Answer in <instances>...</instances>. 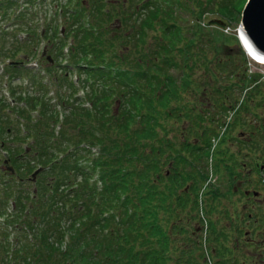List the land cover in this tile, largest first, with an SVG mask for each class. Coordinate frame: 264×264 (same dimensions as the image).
<instances>
[{"label":"trees","instance_id":"obj_1","mask_svg":"<svg viewBox=\"0 0 264 264\" xmlns=\"http://www.w3.org/2000/svg\"><path fill=\"white\" fill-rule=\"evenodd\" d=\"M242 1L210 0L205 8L196 6L203 0H122L121 4L114 0L111 3L90 0L89 8L82 2L77 4L80 14L74 21L79 35L74 39L71 55L74 60L89 59L90 66L86 69L92 78L89 93L92 108L86 110L70 105L63 108L62 114V110H54L42 96H32L30 102L31 107L41 103L37 117H33L32 109L17 108V114L27 122L25 137H32L34 141L30 148L37 156L32 160L51 166L42 175L43 181L34 193L13 180L12 185L1 184L0 264H169L171 258L165 255L169 251V239L165 235L168 229L177 231L180 226L177 222L166 227L167 216L172 211L173 215L178 212L175 215L178 219L180 212L190 208L191 200L189 194L177 192L182 183L178 179L174 181L173 177L180 176L187 185L191 175L184 172V163L203 161L207 167L210 138L217 133L213 127L204 126V122L214 120L210 110L205 108L204 113L198 114L195 129H189L196 130L199 141H204V145L208 143V147L202 149L201 144L191 142L190 132L184 128H180L182 139L175 141L170 135L169 118L181 124L192 119L194 113L184 116L180 106L169 115L165 111L163 115L160 113V108L166 107L170 98L183 100V90L194 82L193 72L202 66L209 70L215 59L214 52L218 51L215 45L212 52L205 50L206 34L198 23L194 30L187 32V37L183 36L191 26L185 13L191 12L197 20L207 11H218L225 20L237 22ZM123 6L137 12V16L126 14L124 18L111 14ZM111 19L117 20L112 27ZM129 28L140 43H147L148 33L155 37L154 41L153 36L149 39L147 52L138 50L135 43L141 63L128 55L131 47L127 44L126 54L118 52V36ZM230 40L231 37L220 33L211 38L221 46L229 44ZM196 45L200 46L199 51L191 50ZM171 49L181 54L188 76L184 81L177 82L180 76H171L168 62ZM128 58H132L131 65L127 63ZM218 64L223 66V63ZM174 66L183 74L182 65ZM231 68L232 65L224 68L227 85L212 89L213 92L251 88L256 77L249 78L240 69ZM260 85L254 87L260 88ZM17 95L23 99L19 90ZM112 101L118 106L114 110ZM60 119L62 124L57 137L61 136V141L54 145L51 143ZM5 122L7 119L0 116V126L4 128ZM85 126H90V130H85ZM76 127L82 132L79 137L70 135ZM16 135H20L19 131ZM82 143L98 146L100 152L93 154ZM72 145L84 151L85 156L73 158L75 152L67 151ZM50 146L64 156L53 158L56 153L50 151ZM5 148L11 157L20 153L19 147L6 145ZM29 162L18 169L20 176L35 167ZM170 162L172 165L166 170ZM58 164L60 172L56 173ZM72 171L74 181L68 178L73 175ZM96 173L98 179L90 182ZM49 175L53 176L51 182L46 180ZM66 187L75 189L65 195ZM80 196L83 210L75 206ZM10 198H13L14 210L12 215L5 216ZM169 203H173L174 208ZM102 224L106 228L100 230ZM10 226L14 229L10 230ZM154 239L157 246L153 248ZM174 264H181V260Z\"/></svg>","mask_w":264,"mask_h":264},{"label":"rangeland","instance_id":"obj_2","mask_svg":"<svg viewBox=\"0 0 264 264\" xmlns=\"http://www.w3.org/2000/svg\"><path fill=\"white\" fill-rule=\"evenodd\" d=\"M2 1H4V0H2ZM43 1H44L45 4H47V3L49 4L50 3L49 0H43ZM107 1L109 3L113 2V0H107ZM114 1H118L117 3L120 2V4L122 2V0H120V1L119 0H114ZM207 1H210V0H203L202 4H199V3H196V2L195 3H196V6L198 8H200L201 6L205 8L206 6H208V3H206ZM226 1L231 3L234 0H226ZM247 1L248 0H243L242 1L243 4H242L241 11L243 10V7H245ZM81 2H84L85 5L87 6V8H89L90 5H91L90 0H71L70 1V5L72 6L74 3L78 4V3H81ZM27 7L29 9L30 8L33 9V11H35L36 9H40L38 4H36V8H34L33 5L32 6L28 5ZM48 8L51 10L50 6ZM209 10H211V8ZM131 11L132 10L130 8L123 6L122 8H118L117 7L116 12L115 11L114 12L116 13V15H126V14H130ZM208 13H209V15L206 16L205 18L204 17H202L201 19L197 18V20L195 18L196 15H194V14L191 15V12L185 13L186 16L189 17V19H187V20H189L188 22H189V24L191 26H190V28L186 29L187 31H186L185 34H183V36L187 37V32L194 30L195 27H196L195 24L198 23V24H200L202 26L203 33L206 34V42L208 44L206 45L205 50L208 53H210L213 50L212 49L213 45H215L216 48H218V51L214 52L215 59H214V61L212 63H210V69L207 70L206 68H203V66H202L201 68H197L196 71L193 72V75H191L193 81L196 80L197 84H199V86H198L199 92L191 91V93H190L187 90L185 93H186L187 96H189V99H191V98L194 99V104L193 105L196 107V109L200 110V109L206 107V108L210 109V111L213 110L214 113H216V112H218V110H220L218 105L221 104L223 99L226 102L239 100V98L242 96V91H244L243 89H238L237 88L235 90H229V91H226V90L222 91V92L218 91V93L213 92L212 89H215V88H218V87H221V86L224 87L225 85H227V81H226L227 73L224 71V68L230 67L232 65V68H231L232 70L237 71V70L240 69L241 73H247L248 71H247L246 67L248 66V63H247V60H246L245 56L243 55V52L241 51V49L238 46V41L235 39L236 33H237V28L239 27V23H240L241 18L237 22H234L232 20L228 21V20H225L224 18H222V15L220 13H218V11H216L215 13H212V12H208ZM130 16L133 17V16H136V15L133 14V15H130ZM132 17H131V20H132ZM219 19H223L224 21H227L228 23L226 25H221V24H219ZM0 22H2L3 25H5V24L8 25V20H6V19L0 18ZM116 22H117V20L115 21V19H111L110 20V26L112 27V23L115 24ZM227 25H229L231 29H228ZM7 27H5V28H7ZM12 32H13V30L7 31L6 39H4V41H2V40L0 41V49L3 46V50H4L5 53L8 52V51H9V53H12L13 50H14V47L11 45L12 40H13ZM71 33H72L73 37L75 38V29L72 30ZM216 33H220L221 35H224V36H227V37H231L230 43L229 44H223L221 46L219 43L216 44V43H214V41H211L212 35H215ZM78 35L76 34L77 38H78ZM128 35H130V34H124V37L122 39H120L122 45L121 44L119 45V49H118L119 52H124V50H125L122 47L123 43L129 45V47H131V51H136L135 49L139 46L140 43L136 42L135 40H132V38L131 39H127ZM131 36L133 37V35H131ZM121 37H122V35H121ZM118 38H119V36H118ZM154 39H155V37L153 36L152 41H154ZM135 43H137L138 46L135 45ZM148 43L149 42L145 43V46L149 45ZM199 48H200V46L198 47L196 45V46L192 47L191 50H198L199 51ZM147 49L148 48L144 47L143 51L147 52ZM201 50H203L202 47H201ZM242 59H243V61H242ZM217 60H218V63H223L222 67H219V64L216 62ZM131 61H132V58H128L127 59V63L129 65H131ZM240 61H242V62L240 63ZM43 65L44 66L47 65V62L44 61ZM233 65H237L239 68L233 67ZM2 67H3V65H0V73L3 72ZM252 69H255V65L252 66ZM260 69H264V68L260 67ZM59 73L61 75L60 71H59ZM212 73L214 74L215 78H213ZM175 75H178V73L175 72ZM181 76H182V74L180 75V78H178L177 82H180L181 80L186 78V77H181ZM75 77H78V74ZM9 80H10V78H7L6 76L3 75V79L0 82L1 92L3 93L2 95H3L4 98H8V99L12 97L11 94L9 93L8 89L5 86V82L6 81L9 82ZM27 82H30L29 78L28 77H24V78H21V80L14 81L13 83L15 85L16 84H20L22 86H27ZM44 82H45L46 85H49L50 78L47 76V74H45V76H44ZM253 83L256 84L255 82H253ZM25 88L28 89L29 91H33V92H35V90L37 89V88H32L30 86L25 87ZM49 91H51V89H49ZM48 96H49V94L46 95V97H48ZM226 96H228L229 98L226 97ZM214 100H216V104L213 106V103L211 104V102L214 101ZM246 100H247L246 104H250V105H252L255 108L257 114L254 115V116H257V115H260V114L264 115V84L262 83V85H260V88L259 87L258 88L254 87V88H252V90L248 91V93L246 95ZM174 102H175V100H173L172 103H174ZM177 103L171 104V105H173V108L172 107H168V108L161 107L160 108L162 110V111H160L161 115L164 114V111H165L166 114L168 113V115H169L171 110L174 111V106ZM246 104L243 103L241 108L246 106ZM204 105H205V107H204ZM226 112L227 111H223V114L219 113V115L221 116L220 120L223 121V122L225 120L224 119L225 115L228 114V113L226 114ZM33 114L36 115V113H33ZM197 120H198V115L196 114V115H194V117L192 119L189 118L186 123L183 122V121L181 122V124L179 123L176 128L174 127V124H170L169 128L172 130V131H170V135H172L174 137L175 141H180L182 139V136H180V128H184L185 130H189L190 135H188V136L192 137V141H196L195 139L198 138V136L196 135V133H197L196 130H190L189 128L193 127V129H195L194 123L196 124ZM172 122H174V121H172ZM220 125H216L215 126L216 131H219ZM242 127H243V122H241L239 124H236V122H234L230 127H228L229 136H228L226 141H225V139H223L222 142L220 143V141L218 142V139H216L215 143L213 144V146H211L210 150H212L216 146L219 152L214 154L213 160H212V156L211 155L208 157L209 165L207 167H206L205 162H203V161H201V162L198 161L197 162V167H196L197 170H194L195 168L187 167V165H185L184 168L187 171V173L191 172V175L198 174L199 181L198 182L194 181L192 187L186 185V182L183 183V181L180 178V176H178V175L176 176L175 175V177H173L175 179V180L173 179L174 181H176V179H178L180 181V183H182L181 186H179L177 188L178 189L177 192H179V191L185 192L186 190L188 192L193 191L194 196H196V193H198V191L200 192V189H202L206 185H208L206 187V188H208L207 189V197H208V199H206L207 200L206 201L207 202V206H206V208H204L205 215L208 217V219L215 220L218 215L223 214L225 210H229V209H225V208L229 207L228 200L227 199H222V197L220 195L216 196V197H214V195L216 193L215 190H220L222 187L226 188L227 186H230L232 137L234 136V132H236L238 130H246L245 128H242ZM16 128H18V127L15 124H13L10 129L13 131ZM85 130H90V126H88V127L85 126ZM81 133L82 132L79 129V127H76L73 130H71V134L70 135L79 137L81 135ZM189 137H188V139H189ZM51 141H52V139H51ZM58 141L59 142L61 141V136H58V137L54 136L53 143H51V144L55 145V143L58 142ZM185 141H186V139H185ZM10 145H12V144H10ZM178 146L181 147V145H179V144H178ZM75 147L76 146L72 145V146H68V148H67V151L73 150L75 152L72 155L73 158L85 156L84 151L80 150L79 148H75ZM243 148H246V150H248V152L252 153V154L257 152L256 148H254V147L250 148L249 145H246V144H245V146H243ZM221 150H222V152H221ZM50 151H53L51 149V146H50ZM53 152L56 153V155H54L53 158L54 157L57 158V156L59 158H61L60 155H59V152H56V150H54ZM3 154H6V152L3 151L2 155ZM31 154L33 155V152H31ZM211 165H212V167L214 169L212 171H214V173L216 174V176L219 179L214 184L210 183V180L212 179L211 181H213V178H215V177H212V175H211V173H212ZM165 169L168 170L169 169V165H167ZM2 170L5 171L6 168H2ZM186 171H184V172L186 173ZM196 171H198V173ZM55 172L56 173L60 172L59 164H58V168H56ZM72 173H73V175L72 176L69 175L70 177H68V178L71 179V181H74V177H75L74 176V172L72 171ZM40 180H43V179L40 178ZM40 182H38L36 184L40 185ZM206 182H207V184H206ZM28 185L30 186V192H33L34 188H35V184L33 182H29ZM65 189H66L65 190L66 191L65 195H66V193L68 194L70 191H73V189H75V188L74 187H66ZM70 195H72V194H70ZM199 195H200V193H199ZM78 198H79V200L75 201L76 202L75 206L77 207V209H82L83 210V206H84L83 203H82L83 197L80 196ZM179 204H181V203H179ZM170 207L174 208L173 204H171ZM11 209H12V205L9 203V205L7 206V212H11L10 211ZM82 210H80V211H82ZM175 213L177 214L178 212H175ZM196 213H199V215H202L201 214V210L199 208L196 210ZM225 213H226V211H225ZM175 215H173V211H172V214L167 216V219H166V222H165L166 223V227L169 226V224L172 225V224H175V223L178 222L179 226L181 228H183L184 230L182 232H179V233H177L176 230L174 232H172V233H171V230L169 232L168 231L166 232L165 236H166L167 239H169V242H168L169 243V247H168L169 251H166L165 255H166V257L171 258V261H169V264H171L172 260L174 262L175 258L176 259L180 258L181 254H182L181 250L185 249V245H186V248L187 247L191 248V246L189 244H187V241H188L187 238L189 236H193L194 239H195V236H194V234L192 232L195 231L196 228L199 225V223H197L195 225L193 224V221L195 219H199V218L190 219V212H189L188 209L186 210L185 214H184V211L180 212V217L178 219L175 218ZM202 217L203 216H201L200 224H202L204 230H206L208 228V222H207L206 219H203ZM222 219H220V222H219L220 223V227H222L223 224H226V222L223 221ZM101 226L102 227L100 228V230L103 229V228H106L104 224H102ZM9 229L13 230L14 228L12 226H10ZM64 247L65 246H63V248ZM179 252H181V254ZM208 260L209 259L207 257V260L205 259V262L208 263Z\"/></svg>","mask_w":264,"mask_h":264},{"label":"flooded vegetation","instance_id":"obj_3","mask_svg":"<svg viewBox=\"0 0 264 264\" xmlns=\"http://www.w3.org/2000/svg\"><path fill=\"white\" fill-rule=\"evenodd\" d=\"M256 114L255 108L246 104L232 120L231 125L243 122L246 130H238L232 137L230 186L215 190L214 195L227 199L229 207L225 209L229 210L211 219L215 233L209 245H202L199 226L192 232L195 239H187L191 248L185 245L183 251L197 258V264H264V115ZM245 144L257 152L249 153ZM220 219L226 222L223 228ZM207 257L211 263L205 262Z\"/></svg>","mask_w":264,"mask_h":264},{"label":"water","instance_id":"obj_4","mask_svg":"<svg viewBox=\"0 0 264 264\" xmlns=\"http://www.w3.org/2000/svg\"><path fill=\"white\" fill-rule=\"evenodd\" d=\"M241 25L248 40L264 53V0L247 2L242 13Z\"/></svg>","mask_w":264,"mask_h":264},{"label":"bare ground","instance_id":"obj_5","mask_svg":"<svg viewBox=\"0 0 264 264\" xmlns=\"http://www.w3.org/2000/svg\"><path fill=\"white\" fill-rule=\"evenodd\" d=\"M240 37H241V39H242V41H243L244 46L248 49L250 55H252V57H254L256 60H258V61L264 63V55H262V54L256 52V51L252 48L250 42L248 41V39H247L246 36H245V33H244V29H243V28H240Z\"/></svg>","mask_w":264,"mask_h":264}]
</instances>
